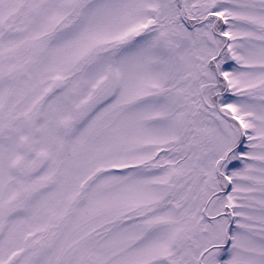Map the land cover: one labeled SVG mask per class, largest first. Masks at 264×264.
<instances>
[{
    "label": "snow or ice",
    "instance_id": "1",
    "mask_svg": "<svg viewBox=\"0 0 264 264\" xmlns=\"http://www.w3.org/2000/svg\"><path fill=\"white\" fill-rule=\"evenodd\" d=\"M0 264H264V0H0Z\"/></svg>",
    "mask_w": 264,
    "mask_h": 264
}]
</instances>
